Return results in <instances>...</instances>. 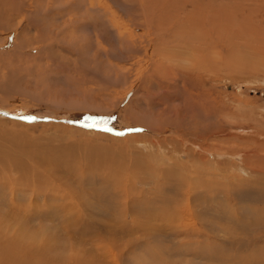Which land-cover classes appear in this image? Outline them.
Listing matches in <instances>:
<instances>
[{
  "label": "rangeland",
  "instance_id": "374dc122",
  "mask_svg": "<svg viewBox=\"0 0 264 264\" xmlns=\"http://www.w3.org/2000/svg\"><path fill=\"white\" fill-rule=\"evenodd\" d=\"M192 2L0 0L1 242L72 232L83 264H264V0L208 1L218 45L166 41Z\"/></svg>",
  "mask_w": 264,
  "mask_h": 264
},
{
  "label": "bare ground",
  "instance_id": "6f19581e",
  "mask_svg": "<svg viewBox=\"0 0 264 264\" xmlns=\"http://www.w3.org/2000/svg\"><path fill=\"white\" fill-rule=\"evenodd\" d=\"M210 2L211 3V0H193V4H195L196 6H198V8H194V6H192L193 10L189 11V12H185L184 14V17L181 16H178L176 18L177 15H174L172 12V14L174 16H172V19L173 20H169L171 24H169V21L168 23H165V24H169V26H166V29H164V32H162L163 36H164V39L167 40H172V44H174V41H175V44H176V41L179 42L180 39H188V40H194V41H191L190 43L193 44V42L198 43L199 41H202L201 44L205 42L206 39H208L207 41H215L214 43L215 44H220V39L222 38V35L224 34L225 35V31H224V28H226V26L223 28V29H220V27H223L224 24H222V17H225V16H221V13L223 12H220L219 14H214V11L215 7L210 4V3H207V2ZM189 2V1H188ZM218 2V1H217ZM165 3V2H164ZM167 3V2H166ZM165 3V4H166ZM168 4V3H167ZM175 4V3H173ZM210 4V5H209ZM232 4V3H231ZM143 5V4H142ZM185 6V9H186V5L187 4H184ZM164 6V5H162ZM161 6V7H162ZM218 6V5H217ZM166 7V5H165ZM164 7V8H165ZM227 7V6H226ZM163 8V7H162ZM174 8V7H173ZM182 8V7H181ZM218 8H221V7H218ZM161 9V8H160ZM184 9V8H183ZM222 9V8H221ZM162 10V9H161ZM160 10V12H161ZM172 10V9H171ZM174 10V9H173ZM165 11V10H163ZM169 11V10H168ZM167 11V12H168ZM177 12V11H176ZM208 12V13H206ZM228 12V11H227ZM232 12V11H231ZM237 12V11H236ZM165 13V12H164ZM234 13V12H233ZM171 14V15H172ZM232 14V13H231ZM166 15V14H165ZM164 15V16H165ZM227 15V14H225ZM233 15V14H232ZM167 16V15H166ZM229 16V15H228ZM236 16V15H235ZM240 16V14H239ZM171 17V16H169ZM163 18L161 15L159 16L158 19H161ZM165 18V17H164ZM235 19V18H234ZM162 20V19H161ZM168 20V19H165V21ZM228 20V19H227ZM164 21V22H165ZM163 22V21H162ZM167 22V21H166ZM151 23V22H150ZM230 23V22H229ZM146 24V23H145ZM159 24V23H158ZM156 24L155 26H152V24H149L147 25L148 27H151L154 28V31L156 32L157 34V29L159 30V25H162V24ZM164 25V24H163ZM172 27L173 25V28H171V33H169L170 29L168 27ZM145 26V25H144ZM147 27V28H148ZM233 27V25H232ZM231 27V29H232ZM237 27V25H236ZM244 27V25L242 26ZM253 27V26H252ZM146 28V26H145ZM157 28V29H156ZM238 28V27H237ZM247 28V27H246ZM172 29H175L172 31ZM243 28H241L242 30ZM235 30V28H234ZM238 30V29H237ZM245 30V28H244ZM249 30V28H248ZM254 30V28H253ZM228 31V30H227ZM239 32H240V29H239ZM249 32V31H248ZM155 34V35H156ZM231 34V33H230ZM235 34V33H234ZM242 34V33H241ZM240 34V35H241ZM245 34H246V31H245ZM248 34V33H247ZM232 35V34H231ZM251 35V34H250ZM152 36V35H151ZM158 36V35H157ZM238 36V35H237ZM216 38V39H212V38ZM161 38V37H160ZM190 38V39H189ZM225 38V36H224ZM230 39V38H229ZM156 40V39H155ZM154 40V42H156ZM170 40V41H171ZM179 40V41H178ZM223 41V40H222ZM150 42V41H149ZM182 42V41H181ZM180 42V44H181ZM163 43H165L163 41ZM186 42H182V46H184ZM189 43V44H190ZM209 45L207 44V47H208V51H207V55L203 58H200L202 60L201 64H197L196 65V68L198 70H208V68L210 66H212V68L214 67V63H216V61L214 60H211V58H213V56L210 54L211 52H213V45ZM149 44V43H148ZM152 44V43H151ZM150 44V45H151ZM170 44V43H168ZM187 44V43H186ZM185 44V46H186ZM191 45V44H190ZM199 44H197L196 46H198ZM158 46V45H157ZM180 46V45H179ZM184 46V48H186ZM192 46V45H191ZM190 46V47H191ZM204 46V45H202ZM220 46V45H219ZM155 47V46H154ZM189 47V45H188ZM189 47V48H190ZM200 47V46H198ZM223 47V46H222ZM157 48V47H156ZM192 48V47H191ZM196 48V47H195ZM203 48V47H202ZM205 48V46H204ZM197 49V48H196ZM201 49V48H200ZM215 49V47H214ZM216 49H217V46H216ZM184 50V49H183ZM182 48L180 47H177L174 52L175 54L176 53H185V51H183ZM185 50H188V49H185ZM199 50V48H198ZM203 50V49H202ZM201 50V51H202ZM171 51V50H170ZM200 51V52H201ZM171 53V52H170ZM188 53V52H186ZM190 53L191 50H190ZM198 53V52H197ZM194 54V53H193ZM192 54V55H193ZM199 54V53H198ZM206 54L203 53V55ZM238 54V53H237ZM194 56V55H193ZM201 56V54H200ZM198 56V57H200ZM230 56V54H229ZM202 57V56H201ZM236 59L238 61V56L236 54H234V56H230V60H231V63H232V59ZM242 58V57H241ZM240 58V59H241ZM187 59V58H186ZM198 59V60H200ZM229 59V58H228ZM214 61V62H213ZM165 63V62H164ZM234 63V62H233ZM241 62H238L237 64H239ZM180 64V63H179ZM188 64V63H187ZM237 64L235 65H229L227 66V68H231V69H239L237 68L238 66H242V65H238ZM173 65V64H172ZM182 65V64H181ZM175 66V65H174ZM177 66V65H176ZM198 66V67H197ZM162 67V66H161ZM221 67V66H220ZM175 68V67H174ZM181 68V67H179ZM219 68V67H218ZM176 69V68H175ZM174 69V71H175ZM196 69V70H197ZM183 70V69H182ZM173 73H176L174 72ZM178 72V71H177ZM177 74V73H176ZM184 74V73H183ZM188 75V74H187ZM181 75H176L175 78L176 80H179ZM194 80V79H193ZM186 87V86H185ZM191 91V89H190ZM201 95V94H200ZM195 96V95H193ZM199 96V95H197ZM195 98V97H194ZM200 97H198L197 99H199ZM200 101V100H198ZM204 102H202L203 104ZM93 149V148H92ZM206 150V149H205ZM210 154V153H209ZM5 155V154H4ZM1 158V156H0ZM89 160V159H88ZM93 160V159H91ZM105 160V159H104ZM19 160H16V158H13V157H10L9 159L6 158V159H3V164L5 167H10V168H13V166L15 164H17ZM94 161V160H93ZM23 162V161H22ZM25 162V161H24ZM91 163V162H90ZM22 165V164H21ZM20 165V166H21ZM17 167V166H15ZM19 167V166H18ZM6 169V168H5ZM175 174V172H169L168 174H163V177L167 178L169 181H172L174 182L176 179L175 177L176 176H173L172 175ZM177 174V173H176ZM158 176V175H157ZM171 176V177H170ZM160 177V176H158ZM0 178L1 179H6V176H5V173L3 175H0ZM164 178V179H165ZM115 179V178H114ZM118 180V179H117ZM10 181V180H9ZM12 182V183H11ZM10 183L11 184H14L13 181H11ZM42 183V182H41ZM203 183V182H202ZM8 185V183H7ZM69 185V184H68ZM2 185H0V188H1ZM10 186V185H9ZM41 186V184L39 185ZM195 186V185H194ZM7 187V186H6ZM37 187V186H36ZM203 188L204 185L202 186ZM10 188V187H9ZM7 189V188H6ZM22 190H25L26 189L23 187ZM189 190V188H188ZM191 190V189H190ZM44 192V191H42ZM3 193V192H2ZM14 193V192H13ZM12 193V194H13ZM176 193V192H174ZM16 194V193H15ZM128 195V194H127ZM3 196V195H2ZM12 196V195H11ZM10 199V198H9ZM12 200V199H11ZM5 200H3L4 202ZM39 202V201H38ZM3 204V203H2ZM38 203H36L37 205ZM1 206V205H0ZM57 207V206H56ZM59 207V206H58ZM55 211V210H54ZM57 211V210H56ZM60 213V212H59ZM61 214V213H60ZM69 214V213H68ZM160 214V213H159ZM152 215V214H151ZM56 217V216H55ZM57 218V217H56ZM72 218V217H71ZM81 218V217H79ZM62 219V218H61ZM70 219V217H69ZM76 220V219H75ZM73 220V221H75ZM71 221V220H70ZM74 223V222H73ZM79 224V223H78ZM13 228V226H12ZM63 228V227H62ZM4 231L6 232L7 229L6 227H3ZM48 229V228H47ZM5 232H2L0 231V237L2 236H5L7 235ZM19 232H23V231H19ZM40 232V231H39ZM31 233V232H30ZM28 234V235H22V234H18V232L15 233L14 236H12L11 238H9L6 242H1L0 241V264H25V263H28V264H83L84 261L82 262V257H81V253L80 251H78L77 249L80 248L78 246V243H77V240H76V234H73L71 232V237L68 238V241L65 240V234L61 233V232H56V231H51V234L48 235V236H33L31 234ZM78 251V252H77ZM67 252H69L70 254H68ZM63 254H65L66 256H64ZM84 255V254H83Z\"/></svg>",
  "mask_w": 264,
  "mask_h": 264
}]
</instances>
